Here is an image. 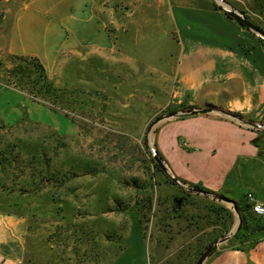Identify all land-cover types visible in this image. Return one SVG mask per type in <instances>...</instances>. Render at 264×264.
Instances as JSON below:
<instances>
[{
  "label": "crops",
  "instance_id": "obj_1",
  "mask_svg": "<svg viewBox=\"0 0 264 264\" xmlns=\"http://www.w3.org/2000/svg\"><path fill=\"white\" fill-rule=\"evenodd\" d=\"M133 3L0 0V54L38 58L60 86L94 94L115 90L121 101L147 106L163 98L154 103L156 111L176 110L156 131V148L170 177L241 204H248V193L264 203V129L249 125H264L262 38L230 19L215 0L190 11L183 8L182 18H195L196 29L188 24L180 30L178 64L163 78L157 67L141 66L129 52L135 40L129 43L125 37L138 35L128 24L136 14ZM89 62L100 69L99 77L86 73ZM123 107L136 110L134 103ZM188 107L214 112L181 115ZM225 113L240 115L241 121ZM22 126L54 131L71 141L87 135L78 122L0 79V129ZM27 235L26 217L0 213V264H24ZM202 264H264V232L247 239L232 237Z\"/></svg>",
  "mask_w": 264,
  "mask_h": 264
},
{
  "label": "rangeland",
  "instance_id": "obj_2",
  "mask_svg": "<svg viewBox=\"0 0 264 264\" xmlns=\"http://www.w3.org/2000/svg\"><path fill=\"white\" fill-rule=\"evenodd\" d=\"M204 1L134 0L136 14L128 24L138 35L125 37L129 43L135 40L129 52L135 53L141 66L153 65L167 78L170 67L179 61L180 30L188 24L196 29V19L186 21L180 12ZM223 1L241 9L242 15L264 29V0ZM217 4L228 9L225 3ZM15 62L9 55L0 54L2 82H13L9 73ZM88 64L92 67L86 73L99 77L101 72L95 63ZM92 94L95 99L88 105L81 106L83 102L79 101L74 108L78 124L87 135L75 141L66 139L65 144L54 138L46 142L52 169L60 175L58 180L65 174L68 178L60 180L58 187L35 186L38 193L32 197L39 206L23 213L28 215L30 225L24 264H192L197 241L219 239L225 234L220 221L228 220V214L218 216L212 208L223 207L234 213L227 224L228 235L233 233L238 218L232 206L170 183L164 164V170H155L156 131L169 111H156L154 103L159 104L163 98L147 106L133 99L121 101L115 90ZM125 103H134L136 110L124 108ZM9 131L4 135L9 140L23 137L31 141L12 148V173L15 177L22 174L24 181V176L37 171L29 153L35 137L49 133L31 126ZM56 201H62L60 211L53 205ZM149 201L150 210L143 208L150 206ZM119 205L126 210H118ZM139 206L145 217L138 213Z\"/></svg>",
  "mask_w": 264,
  "mask_h": 264
},
{
  "label": "trees",
  "instance_id": "obj_3",
  "mask_svg": "<svg viewBox=\"0 0 264 264\" xmlns=\"http://www.w3.org/2000/svg\"><path fill=\"white\" fill-rule=\"evenodd\" d=\"M214 8L221 9L220 6L214 4ZM230 19H233L228 13H225ZM241 26L246 28L243 24L239 22ZM264 34V29L255 24ZM262 40V39H261ZM263 41V40H262ZM13 59L16 60L13 68L11 69L9 76L12 78L13 82L6 81L5 84L8 86H13L14 88L25 92L29 96H31L34 100L47 104L52 109L62 112L66 117L71 118L73 121L78 122L76 117H79L77 113H75V104L79 101L83 104L81 106H86L88 101L92 100V93L86 92L84 89H74L70 88L66 85L60 86L57 85L47 74L43 64L41 61L32 56H17V55H10ZM98 94V93H96ZM99 95V94H98ZM88 105V104H87ZM211 106V105H210ZM194 110L191 107L183 108V112H189ZM168 113L176 112V110H168ZM238 118H242L240 115H234ZM23 127V126H22ZM26 128V127H23ZM37 129V127H35ZM8 130V131H5ZM10 129H0V207L5 206L10 208L7 211L0 210V213L6 212L7 214H13L18 216H23L28 219V232H29V217L26 214L30 211H34L35 206H39L33 199V194L38 193V189H35V186H39V188H46L48 185H55L61 186L60 180L64 181L68 178L63 175L61 178L58 173H54L52 166H51V157H48V139L54 138L56 141H60L61 144H65L66 137L61 136L60 134L54 131H44L47 134H38L34 140L33 149L29 151L31 158L33 159L32 165L34 164V170L32 175L29 177L23 175H15L12 173L14 169V158H13V149L18 148L22 145H28L31 143L28 139L25 138H14L13 140H9L8 137L4 136L7 135ZM82 132H87L83 131ZM17 142V143H13ZM20 144V145H19ZM57 146V144L55 145ZM156 154L160 160L158 163L154 157L152 159L153 166L155 170L162 171L164 170V160L158 150H156ZM42 164V166H40ZM42 167V168H41ZM156 173V171H155ZM170 183L175 184V182L170 178L167 177ZM182 182V181H181ZM185 184V182H182ZM58 184V185H57ZM188 184V187L192 188L193 190H199L200 192H204L210 195H216L206 189H204L201 185L198 184ZM33 191V192H32ZM190 195V194H189ZM33 199V200H32ZM120 204V202L118 201ZM248 203V202H247ZM56 209L60 211L62 208V201L61 202H53ZM149 207L142 205L141 207L150 210L152 203L149 201ZM124 205H119L120 211H124ZM237 210L241 217V226L240 229L234 235V238L237 239H247L250 236L264 232V220L261 216L256 215L255 213L250 211L249 204H241L236 202ZM140 206L137 207V211L141 214L142 217L146 216V213L143 208ZM121 208V209H120ZM212 211L216 213L218 216L222 214V212H227L228 220L220 221L221 225L225 226L221 228L222 232L225 234L221 235L220 238H224L228 235L229 228H227V224L230 223V219L234 217V213L230 210H227L223 207L219 208H212ZM140 222H142L140 218ZM219 222V217H218ZM28 236V235H27ZM218 238H213L209 240H199L196 242V246L193 247V260L191 261L192 264H199L201 257L203 256L205 250L210 247L212 244L216 243ZM216 252V251H214ZM213 252V253H214ZM212 253V254H213ZM211 254V255H212Z\"/></svg>",
  "mask_w": 264,
  "mask_h": 264
},
{
  "label": "water",
  "instance_id": "obj_4",
  "mask_svg": "<svg viewBox=\"0 0 264 264\" xmlns=\"http://www.w3.org/2000/svg\"><path fill=\"white\" fill-rule=\"evenodd\" d=\"M220 1L222 3H225L228 6V9L223 7V9L226 11V13H228L233 19H235L236 21L240 22L241 24H243L246 28L252 30L254 33H256L258 36H260L264 42V34L262 33V31L255 25L253 24L246 16L242 15L241 13L237 12L231 5H229L228 3L224 2L223 0H215ZM214 112V109L212 108H206V109H194L192 111L189 112H183L181 113V115H199V114H207V113H211ZM225 115L229 118H231L232 120L235 121H241V118H238L234 115H231L229 113H225ZM175 114H169L166 115L164 118H170V117H175ZM161 119V120H163ZM249 125L257 127L259 129H264V125H256V124H252L250 123ZM156 161L159 163L160 160L157 157H155ZM175 183H177L179 186L184 187V188H188L191 191L194 192H200L199 190H193L192 188L186 186L185 184L181 183L180 181H178L177 179H175L174 177H170ZM202 194L211 196L212 198L217 199L218 201H221L223 203L229 204L230 206L233 207L234 212L238 218V224L235 227L233 233L229 234L228 236L220 239L219 241H217L216 243L212 244L210 247H208L203 256L201 257L199 264H202L214 251H216L218 249L219 246H221L222 244L228 242L232 237H234V235L236 234V232L240 229L241 226V217L239 215V212L237 210V206H236V202L228 197L222 196V195H210V194H206L204 192H200Z\"/></svg>",
  "mask_w": 264,
  "mask_h": 264
},
{
  "label": "built area",
  "instance_id": "obj_5",
  "mask_svg": "<svg viewBox=\"0 0 264 264\" xmlns=\"http://www.w3.org/2000/svg\"><path fill=\"white\" fill-rule=\"evenodd\" d=\"M246 200L250 205V211L258 216H264V203L260 202L253 193L246 195Z\"/></svg>",
  "mask_w": 264,
  "mask_h": 264
}]
</instances>
